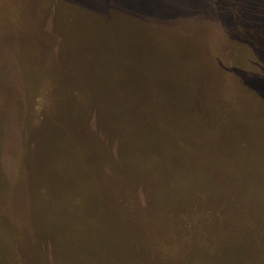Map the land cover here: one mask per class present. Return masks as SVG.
Wrapping results in <instances>:
<instances>
[{
  "label": "rangeland",
  "instance_id": "obj_1",
  "mask_svg": "<svg viewBox=\"0 0 264 264\" xmlns=\"http://www.w3.org/2000/svg\"><path fill=\"white\" fill-rule=\"evenodd\" d=\"M124 103L178 122L196 148L176 158L203 153L264 206V0H0V264H264L263 235L154 230L144 200L146 233L104 214L115 162L71 121Z\"/></svg>",
  "mask_w": 264,
  "mask_h": 264
},
{
  "label": "trees",
  "instance_id": "obj_2",
  "mask_svg": "<svg viewBox=\"0 0 264 264\" xmlns=\"http://www.w3.org/2000/svg\"><path fill=\"white\" fill-rule=\"evenodd\" d=\"M65 59L62 56L59 63ZM56 100L60 106L67 107ZM135 105H86L87 112L81 114L72 109L74 115L85 121L86 129L78 128L79 119L76 118L71 121V126L76 134L87 135L98 160L92 163L115 162L117 172L109 178L108 190L104 189V214L116 218L121 229L146 233L138 224V209L141 210L144 200L149 208H145L141 216L146 215V224L154 230L204 232L226 229L246 232L249 236L253 233L264 236L263 224L255 221L264 209L256 199L258 186L242 187L234 183L229 186L223 181L225 170L216 169L214 161L203 153L195 159L185 154L183 159L176 158L171 147L174 142L193 153L195 140L182 135L178 122L156 121L152 108L145 111ZM91 115H94L93 120ZM167 145L170 149L165 151ZM204 151L209 153L208 149ZM249 169L253 173L259 171ZM227 172L229 175L228 169ZM97 174L98 169H95L89 176L95 179ZM157 237L158 233L153 239ZM173 241L175 244L177 240ZM151 243L155 244L154 241Z\"/></svg>",
  "mask_w": 264,
  "mask_h": 264
}]
</instances>
